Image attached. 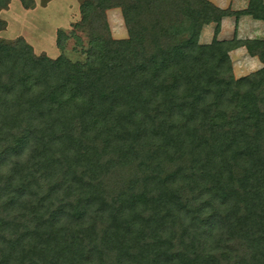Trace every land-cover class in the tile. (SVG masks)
Instances as JSON below:
<instances>
[{"label":"trees","instance_id":"obj_1","mask_svg":"<svg viewBox=\"0 0 264 264\" xmlns=\"http://www.w3.org/2000/svg\"><path fill=\"white\" fill-rule=\"evenodd\" d=\"M79 10L82 60L0 42V264H264V36L215 39L208 0ZM241 45L261 66L235 77Z\"/></svg>","mask_w":264,"mask_h":264},{"label":"rangeland","instance_id":"obj_2","mask_svg":"<svg viewBox=\"0 0 264 264\" xmlns=\"http://www.w3.org/2000/svg\"><path fill=\"white\" fill-rule=\"evenodd\" d=\"M84 1L88 0H0V42L21 41L34 56L53 59L61 55L82 60L87 40L93 34L79 10ZM103 8L97 27L100 34L126 38L120 8ZM206 38L205 29L201 40ZM239 73L235 71L233 75Z\"/></svg>","mask_w":264,"mask_h":264},{"label":"crops","instance_id":"obj_3","mask_svg":"<svg viewBox=\"0 0 264 264\" xmlns=\"http://www.w3.org/2000/svg\"><path fill=\"white\" fill-rule=\"evenodd\" d=\"M216 7L228 11V14L222 15L219 19L218 30L215 33V39L228 40H246L257 39L264 36V20L255 19L249 14H236L240 10L246 8L248 0H208ZM264 3V0L262 1ZM214 23L204 25L198 36L200 43H208L213 37ZM206 29V39L201 40L202 33ZM228 57L231 62L232 73L240 71L237 76L244 75L254 71L261 66L260 61L256 56L249 55L243 45L234 47L228 52ZM247 67L248 71L244 72Z\"/></svg>","mask_w":264,"mask_h":264}]
</instances>
